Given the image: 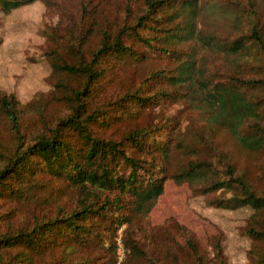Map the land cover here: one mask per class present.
Masks as SVG:
<instances>
[{"label":"trees","instance_id":"trees-1","mask_svg":"<svg viewBox=\"0 0 264 264\" xmlns=\"http://www.w3.org/2000/svg\"><path fill=\"white\" fill-rule=\"evenodd\" d=\"M35 1L49 4L0 0V11L7 15ZM203 13L197 0H144L114 24L90 17L53 46L47 32L43 56L63 114L51 120L47 101L38 97L27 104L35 113L28 123L17 96L0 91V137L9 136L0 140V264H227L220 236L210 240L209 257L177 222L181 241L154 243L156 229L147 219L168 179L207 196L209 205L249 207L243 234L252 264H264V183L256 187L229 152L208 140L206 156L170 173L172 154L184 151L176 116L120 138L94 130L153 105L182 103L205 125L227 129L242 148L264 150V20L253 6L240 9L236 34L228 38L204 32ZM133 43L171 65L100 102L115 64L147 57Z\"/></svg>","mask_w":264,"mask_h":264},{"label":"rangeland","instance_id":"rangeland-1","mask_svg":"<svg viewBox=\"0 0 264 264\" xmlns=\"http://www.w3.org/2000/svg\"><path fill=\"white\" fill-rule=\"evenodd\" d=\"M197 1L204 11L199 21V27L204 32H215L232 38L236 34L233 26L235 16L240 9H250L252 6L260 12L261 21L264 20V0ZM143 6L144 0H49L48 6L41 1H35L7 15L0 11V91L17 96L26 109L25 121L28 123L35 113L34 108L27 104L34 100L37 102L38 97L42 102L47 101L45 111L49 113L51 120L62 115L65 106L57 99L59 93L56 92L53 80L51 83L48 81L50 66L43 56L44 51L50 47L48 41L51 40L53 46L55 38H61L70 30L81 27L92 16L102 23L114 24ZM47 32L51 34L49 40ZM133 46L145 52L147 57L138 61L128 58L115 64L108 73L104 96L100 98V102L114 99L136 88L152 70L171 65L168 58L153 53L138 43H133ZM171 116H176L178 129L175 136L184 151L178 150L172 154L170 173L182 168L188 160L206 156L208 140H211L231 154L236 168L244 171L256 187L264 183L257 169L262 167L264 150L242 148L227 129L205 125L197 118V113L182 103L165 102L153 105L144 108L136 117L113 125L106 131L98 126H94V130L97 134L120 138L126 130L135 126L163 124ZM8 139L9 136L0 137L1 141ZM47 183L51 186L55 184L51 181ZM207 199V196H193L186 184L178 185L170 179L166 180L163 193L149 214L146 224L156 229L154 243L165 247L167 243L173 244V240L181 241V236L174 227L177 222L193 233L198 246L209 257L213 253L210 240L220 236L227 264H252L251 241L243 234L251 209L218 208L209 205ZM185 264L191 262L187 261Z\"/></svg>","mask_w":264,"mask_h":264}]
</instances>
